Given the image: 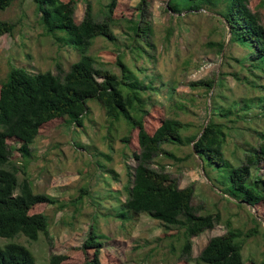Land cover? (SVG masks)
Listing matches in <instances>:
<instances>
[{"label": "trees", "instance_id": "trees-1", "mask_svg": "<svg viewBox=\"0 0 264 264\" xmlns=\"http://www.w3.org/2000/svg\"><path fill=\"white\" fill-rule=\"evenodd\" d=\"M14 1L0 0V9H7ZM151 1L140 0L138 18L134 19V14L128 17V29L135 43L139 37L153 33L148 17ZM162 1L167 3L166 10L177 23H186L187 16L203 11L218 18L225 25L229 38L207 44L217 46L222 52L228 41L222 67L229 59L240 66L238 71H221L217 82L214 76L189 83L191 89L206 86L207 93L214 89L210 96V111L208 113L207 105L206 119L193 134H184L191 124L177 116L158 114L156 123L148 126L145 120L151 114L148 106L154 105L148 91L156 87L141 80L120 57L117 63L121 72L116 74L97 66L94 56L88 53L99 37L116 40L114 25L119 20L117 11H121V0H108L102 20L96 17L88 2L79 23L75 20L78 0H34L45 33L57 44H75L80 57L67 71L58 65L57 73L51 70L33 72L12 66L5 80L0 82V237L10 239L23 235L30 241H37L44 235L52 239V219L46 208L58 204V210H62L65 205L52 195L35 192L34 184L26 174L19 178L21 166L16 164L14 153H20L23 158L31 157V144L36 137L59 123L82 126L83 118L89 112L87 102L90 99L100 103L108 119L118 121L124 117L135 131L122 138L132 153L129 157L137 164L132 173V185L126 187L128 196L124 201L120 200L122 210L117 216L134 221L141 214H147L166 229L174 227L182 232L181 257L174 264H188L192 256V238L214 228L221 217L218 213H201L202 208L192 203L193 185L180 187L166 172L165 165L157 160L159 157L181 160L164 146L167 142L189 146L191 155L195 154L202 161L205 171L209 167L218 174L230 195L241 205L254 207L264 220V174L257 173L256 169L264 162V82L257 81V78L264 80V0ZM14 28L13 22L0 18V36L13 33ZM233 50L239 55H234ZM244 72H247L245 77ZM228 73L243 85L256 87L259 93L249 96L244 90L236 97L228 92L230 96L221 95L223 102H220L218 98L221 91H225ZM243 80H247V84ZM166 86L176 110L192 112L186 105H176L175 84L168 81ZM231 134L236 138L233 160L225 154ZM154 163L159 167H154ZM111 172L117 175L114 170ZM256 232L257 229L243 232L228 223L227 232L210 238L202 249L199 264H264V260L247 262L243 259L244 242ZM79 253L83 254V261L74 262ZM0 264H36V261L27 246L8 242L0 245ZM47 264L124 262L104 249V243L91 228L80 246L50 254Z\"/></svg>", "mask_w": 264, "mask_h": 264}, {"label": "rangeland", "instance_id": "rangeland-1", "mask_svg": "<svg viewBox=\"0 0 264 264\" xmlns=\"http://www.w3.org/2000/svg\"><path fill=\"white\" fill-rule=\"evenodd\" d=\"M139 1L121 0V11H117L119 20L114 25L116 40L99 37L88 53L94 56L97 66L116 74L121 72L117 63L120 57L141 80L156 87L148 91L154 103L148 106L151 112L145 118L148 126L156 123L158 114L177 116L191 124L184 134L196 133L206 119L207 105L208 113L210 111V96L214 89L207 93L206 86L191 89L189 83L214 76L217 82L221 71L240 70L232 59L222 67L228 41L222 52L217 46L207 44L228 40V31L207 11L187 16L186 23H177L170 18L165 1L153 0L148 13L153 33L139 37L135 43L127 20L132 14L134 19L138 18ZM88 2L96 17L104 18L108 0H78L76 22L83 19ZM262 13L264 21V6ZM0 18L15 24L13 33L0 36V82L5 80L12 66L33 72L51 70L57 73L58 65L67 71L79 59L80 52L75 44H57L45 33L34 0H15L7 9H0ZM233 53L239 55L237 50ZM229 73L225 78V91L222 90L220 96L234 94L238 97L244 90L249 96L259 93V89L251 84L243 85ZM168 81L176 86V105H186L192 112L176 110L166 86ZM257 81L264 82L259 78ZM243 82L247 84L248 81ZM218 99L223 102L222 96ZM87 105L89 112L85 114L82 126L59 123L36 137L31 144V157L23 158L20 153H14L16 164L21 166L19 178L26 174L33 182L35 192L52 195L65 205L62 210H58V204L46 208L52 219V239L44 235H40L37 241H30L23 235L10 239L0 237V245L8 242L24 244L33 253L36 264H47L50 254L64 253L80 246L92 228L104 243V249L124 264L176 263L184 243L183 233L177 228L166 229L147 214H141L134 221L117 216L122 210L120 200L124 201L128 196L126 187L132 185V173L137 164L133 157H129L132 153L122 138L135 131L124 117L118 121L108 119L96 99H90ZM164 146L181 159L157 158L165 165L166 172L177 180L180 187L193 185L192 203L202 208L201 213H218L221 217L214 228L192 238V256L188 264H199L202 249L210 238L226 233L228 223L243 232L257 229L245 240L242 255L247 262L263 261L264 220L258 216L257 210L250 205H241L231 196L218 174L209 167L205 171L202 161L195 154L191 155L189 146L168 142ZM235 150L236 138L231 134L225 147L226 157L233 160ZM153 166L159 167L156 163ZM256 169L257 173L264 174V162ZM111 170L117 175L114 176ZM83 259V254L79 253L74 262Z\"/></svg>", "mask_w": 264, "mask_h": 264}, {"label": "water", "instance_id": "water-1", "mask_svg": "<svg viewBox=\"0 0 264 264\" xmlns=\"http://www.w3.org/2000/svg\"><path fill=\"white\" fill-rule=\"evenodd\" d=\"M205 127H206V125H205ZM205 127H204V128H205ZM202 133H203V131H202ZM202 133H201V134H202Z\"/></svg>", "mask_w": 264, "mask_h": 264}]
</instances>
